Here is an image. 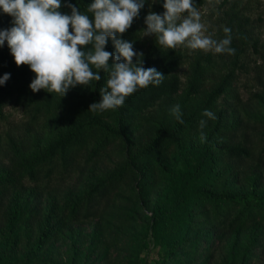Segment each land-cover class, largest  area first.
I'll list each match as a JSON object with an SVG mask.
<instances>
[{
    "label": "trees",
    "instance_id": "obj_1",
    "mask_svg": "<svg viewBox=\"0 0 264 264\" xmlns=\"http://www.w3.org/2000/svg\"><path fill=\"white\" fill-rule=\"evenodd\" d=\"M61 2L92 18V0ZM163 3L145 0L120 38L165 77L115 110L89 111L103 70L64 97L33 92L0 46V264H264V39L242 0H194L219 4L212 37L229 27L235 54L162 47L142 30ZM12 20L0 10V30Z\"/></svg>",
    "mask_w": 264,
    "mask_h": 264
},
{
    "label": "clouds",
    "instance_id": "obj_2",
    "mask_svg": "<svg viewBox=\"0 0 264 264\" xmlns=\"http://www.w3.org/2000/svg\"><path fill=\"white\" fill-rule=\"evenodd\" d=\"M144 4L145 0H92L87 8L92 13L90 18L71 3L66 5L71 14H63L61 0H0V10L13 18L10 28L0 30V46L7 42L16 65H28L35 73L30 83L33 92L43 89L64 97L77 85L99 81L103 70L108 74L106 86L100 89L101 100L90 104L89 111L115 110L138 89L159 85L165 77L155 67H144L142 59L134 62L138 54L133 43L120 38L131 28ZM163 8L162 14L149 11L143 36H154L158 45L169 49L186 46L235 54L230 46L231 29L224 27L225 36L219 40L205 34L194 0H164ZM108 38L112 39L115 52L105 50ZM9 78L10 74H4L0 85ZM170 114L184 123L179 104L172 106ZM202 117L207 119L199 121L198 130L204 143L208 120L217 117L207 109Z\"/></svg>",
    "mask_w": 264,
    "mask_h": 264
},
{
    "label": "rangeland",
    "instance_id": "obj_3",
    "mask_svg": "<svg viewBox=\"0 0 264 264\" xmlns=\"http://www.w3.org/2000/svg\"><path fill=\"white\" fill-rule=\"evenodd\" d=\"M243 5H249L248 9L250 10L251 18L253 19V26L255 27V30L257 33L261 35V37L264 39V1L263 0H242ZM219 4H215L214 6H210L205 8L204 10L200 11L201 14V22L205 25L206 33L205 34H211L212 31L211 28L213 27V22L215 21ZM214 12V14H212ZM185 49H188L187 51L191 53L194 51L193 49H190L186 46H180ZM199 50V49H197ZM87 232L91 231V227L85 228Z\"/></svg>",
    "mask_w": 264,
    "mask_h": 264
}]
</instances>
